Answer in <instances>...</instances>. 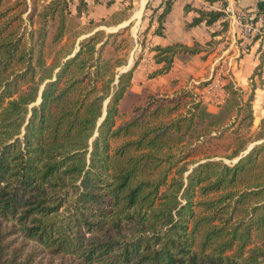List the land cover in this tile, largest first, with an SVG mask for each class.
Instances as JSON below:
<instances>
[{"label": "trees", "instance_id": "trees-1", "mask_svg": "<svg viewBox=\"0 0 264 264\" xmlns=\"http://www.w3.org/2000/svg\"><path fill=\"white\" fill-rule=\"evenodd\" d=\"M31 2L26 23L24 0H0V264H264V130L251 132L264 48L246 97L226 78L211 111L187 91L130 90L138 60L118 69L133 38L97 29L124 10L81 24L87 0L75 14L73 0ZM198 13L191 25L223 14ZM152 48L149 78L200 51Z\"/></svg>", "mask_w": 264, "mask_h": 264}, {"label": "crops", "instance_id": "crops-1", "mask_svg": "<svg viewBox=\"0 0 264 264\" xmlns=\"http://www.w3.org/2000/svg\"><path fill=\"white\" fill-rule=\"evenodd\" d=\"M145 1V2H144ZM171 7L162 21L161 33L155 32L157 15L162 11L161 0H157V4L150 9V16L143 32L147 36L152 46L167 45L171 43H181L187 46L197 45L200 51L195 54L177 53L173 57L170 70L155 77H148V74L159 67L155 63L154 57L137 62L131 79L130 90L141 92L143 88L149 89L151 92H158L165 95H173L178 93L182 88L193 89L198 91L196 83L206 81L209 78L218 76L215 63L230 64V73L228 77L233 79L237 87L243 91L250 90V79L255 67L260 63V55L263 50V44L259 39L254 40L249 45V50L237 60L236 64L232 62L237 55V43H234L238 35V28L234 24V18L238 11L243 10L249 15H255L257 12L263 14L264 9L259 10L258 4L264 7V0H216L208 2L206 0H171ZM151 0H143L142 8L149 7ZM141 5V7H142ZM228 10L227 12L225 10ZM141 10V12H142ZM199 10L221 11L223 14L213 23L206 24L204 21L191 25L194 18L199 16ZM140 9L136 12L135 18ZM141 14V13H140ZM140 14L138 16H140ZM225 23L227 26L225 27ZM229 39L228 42H224ZM225 44V45H224ZM154 55V51L150 53ZM134 63V59H128L125 66L120 67L119 71L128 70ZM205 65H210L209 72L206 77L200 76ZM261 85H258L254 91L253 109L256 116V108L263 107L264 104V66L261 72ZM225 80L222 79L221 85ZM222 87L216 92L217 103L221 102L224 97ZM216 103V104H217ZM209 109L214 111L216 107L213 104L208 105Z\"/></svg>", "mask_w": 264, "mask_h": 264}, {"label": "rangeland", "instance_id": "rangeland-1", "mask_svg": "<svg viewBox=\"0 0 264 264\" xmlns=\"http://www.w3.org/2000/svg\"><path fill=\"white\" fill-rule=\"evenodd\" d=\"M14 1V0H12ZM25 3L23 5L24 8V12L22 17L24 18V22L28 23L27 21V14L30 11L31 8V0H24ZM41 1H49V0H41ZM88 1V8L87 11L85 10L81 16L77 17V20L81 23V24H86L90 19L93 21H100L102 19H107L112 13L118 11V10H124V13L128 15V19L125 21H122L119 24L116 25H112V26H99L97 29H102L104 30L106 33L107 32H115L118 30H122L124 28H126L124 34H130V36L133 38L134 40V47L132 50H130L129 54H128V59H134V61L140 60V59H149V56H151V58L153 57L152 55H150V53H152L153 50V46L150 43V41L147 39V36H144V28L147 24V20L150 16V9L157 4V0H151L149 7L147 6L145 9L142 10V1L143 0H116L111 6H107L106 5V0H100L98 3H94L91 0H87ZM75 3L76 0H73L72 4H70V8L73 14H75ZM140 9V11L137 14V18L136 19H132V17L135 18L136 12ZM142 10V12H141ZM141 12V14H140ZM140 14V16H138ZM264 36V35H262ZM262 36H260L259 38H261ZM83 38L80 37L79 39ZM77 39V41L79 40ZM257 40V39H256ZM228 42L227 45H229V39H225L224 42ZM234 43H238L237 38L234 39ZM225 45V44H224ZM184 53V52H181ZM153 59V58H152ZM236 58L234 57L232 61H234ZM230 60H227L226 63H218L216 62L214 67L217 69V72L226 82V78L230 79L228 77V74L230 73L229 69H230V65L228 64ZM209 67L210 65H205L203 70H202V74L200 76L202 77H206L208 75L209 72ZM232 82L233 79H230ZM213 83V77L207 79L206 81H200L198 83L195 84V86H198V91H193V89L189 88V89H185L182 88L178 91H187L190 96H188V100L189 97L193 96L194 98H196L197 100H200L207 108L209 107V104H213L216 107L217 110V98L219 100L218 95H216V92L219 91V89L217 87H213L210 88V85ZM234 85L237 86L234 82ZM153 93L159 94V95H165V94H160L158 92H154ZM223 92V90H222ZM245 93V97L248 94L249 90L244 91ZM171 96V95H170ZM39 100V99H38ZM34 102V104H37L39 101ZM264 107V104H263ZM209 109V108H208ZM210 110V109H209ZM214 110V111H216ZM212 111V110H211ZM262 127V128H261ZM264 130V108L262 109V107H257L256 108V116L254 114V120H253V126L251 127V132L253 134L260 132ZM254 143L250 144V146H253ZM245 152V151H244ZM244 152H242V154L244 155ZM197 158V157H195ZM237 160V158L233 159V160H228V159H224L223 161L228 163V164H233L235 161Z\"/></svg>", "mask_w": 264, "mask_h": 264}, {"label": "built area", "instance_id": "built-area-1", "mask_svg": "<svg viewBox=\"0 0 264 264\" xmlns=\"http://www.w3.org/2000/svg\"><path fill=\"white\" fill-rule=\"evenodd\" d=\"M165 1L166 0H161L162 7L164 6ZM228 10L226 9L225 11L227 12ZM234 24L239 29L238 35L236 37L238 40L237 55L235 56L236 59L232 61L234 62L235 65L237 60L240 59L242 55L248 52L249 45L251 44V42H253L256 39H259L260 36L264 35L263 14L257 12L255 15H249L243 10H240L235 15ZM222 79L223 78L218 74V76L213 78V83L210 85V88L217 87L218 89H220L222 87L221 85Z\"/></svg>", "mask_w": 264, "mask_h": 264}, {"label": "water", "instance_id": "water-1", "mask_svg": "<svg viewBox=\"0 0 264 264\" xmlns=\"http://www.w3.org/2000/svg\"><path fill=\"white\" fill-rule=\"evenodd\" d=\"M40 101V100H38ZM106 103V102H105ZM252 146L248 147V149L244 152V154L251 148ZM238 159V158H237Z\"/></svg>", "mask_w": 264, "mask_h": 264}, {"label": "bare ground", "instance_id": "bare-ground-1", "mask_svg": "<svg viewBox=\"0 0 264 264\" xmlns=\"http://www.w3.org/2000/svg\"><path fill=\"white\" fill-rule=\"evenodd\" d=\"M145 2V1H144ZM143 6H144V3H143V5H142V8H143ZM141 13V12H140Z\"/></svg>", "mask_w": 264, "mask_h": 264}]
</instances>
